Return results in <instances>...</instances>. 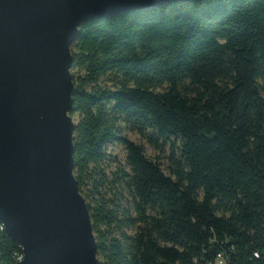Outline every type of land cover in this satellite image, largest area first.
<instances>
[{"label": "trees", "instance_id": "obj_1", "mask_svg": "<svg viewBox=\"0 0 264 264\" xmlns=\"http://www.w3.org/2000/svg\"><path fill=\"white\" fill-rule=\"evenodd\" d=\"M71 54L73 174L99 264H264V0L86 22ZM125 130L168 147V175ZM21 258L0 222V264Z\"/></svg>", "mask_w": 264, "mask_h": 264}, {"label": "water", "instance_id": "obj_2", "mask_svg": "<svg viewBox=\"0 0 264 264\" xmlns=\"http://www.w3.org/2000/svg\"><path fill=\"white\" fill-rule=\"evenodd\" d=\"M193 0H0V222L17 264H99L73 174L82 24Z\"/></svg>", "mask_w": 264, "mask_h": 264}, {"label": "rangeland", "instance_id": "obj_3", "mask_svg": "<svg viewBox=\"0 0 264 264\" xmlns=\"http://www.w3.org/2000/svg\"><path fill=\"white\" fill-rule=\"evenodd\" d=\"M74 123L76 122V117L73 118ZM124 135L131 141L143 145L145 149L146 156L154 161H158L161 164L162 169L164 170L165 174H169L168 167H169V149L168 147L163 151L155 150L153 147L148 145L145 140L141 139L137 134L131 133L127 130L124 131ZM107 153L111 154V159H116L121 166L125 167V151L121 146H112L107 150ZM115 166L111 165L109 172L112 173L115 171Z\"/></svg>", "mask_w": 264, "mask_h": 264}, {"label": "built area", "instance_id": "obj_4", "mask_svg": "<svg viewBox=\"0 0 264 264\" xmlns=\"http://www.w3.org/2000/svg\"><path fill=\"white\" fill-rule=\"evenodd\" d=\"M20 260H21V259H20ZM20 260H19V261H20Z\"/></svg>", "mask_w": 264, "mask_h": 264}, {"label": "bare ground", "instance_id": "obj_5", "mask_svg": "<svg viewBox=\"0 0 264 264\" xmlns=\"http://www.w3.org/2000/svg\"><path fill=\"white\" fill-rule=\"evenodd\" d=\"M22 259V258H21Z\"/></svg>", "mask_w": 264, "mask_h": 264}]
</instances>
